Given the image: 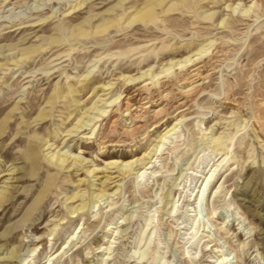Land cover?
<instances>
[{
	"label": "rangeland",
	"instance_id": "rangeland-1",
	"mask_svg": "<svg viewBox=\"0 0 264 264\" xmlns=\"http://www.w3.org/2000/svg\"><path fill=\"white\" fill-rule=\"evenodd\" d=\"M146 83L141 98L163 108L155 129L147 107L134 132L114 123L102 152L88 127L67 133L93 103ZM181 101L185 118L155 154ZM64 151L84 166L47 162ZM112 160L133 164L119 173ZM4 189L0 264H264V0H0Z\"/></svg>",
	"mask_w": 264,
	"mask_h": 264
},
{
	"label": "bare ground",
	"instance_id": "bare-ground-1",
	"mask_svg": "<svg viewBox=\"0 0 264 264\" xmlns=\"http://www.w3.org/2000/svg\"><path fill=\"white\" fill-rule=\"evenodd\" d=\"M142 14H143V11L137 12L133 16V18L128 22V25H131V24L136 23V22H142V19H141ZM110 27H111V23L108 22V23L104 24V26H102L100 30L105 32V31H108ZM79 33L83 34L84 31L79 30ZM204 52H206V50L200 49L196 53H194L193 55L186 56L184 59H182L178 63L174 64L172 67H168L166 69H163V71H162V73H164L163 76H160L161 74H156L154 76H151L150 73H148V72H147V74L143 73V75L144 74L150 75L152 80L154 79L155 82H158L160 80V78L168 76L170 74L169 70L172 69L173 67L174 68L176 67L175 69L177 70V69L189 66V65L193 64L195 60H197L196 57L202 56V54ZM33 53H35V51H31V52H28V53H25V54H21L20 57H19V62L20 63L25 62L27 59L31 58ZM151 74H152V72H151ZM142 76H139V77H136V78L130 77L129 79H125V81L133 82V81H136L137 79L141 78ZM200 78H202V77H200ZM147 84L148 83H146V84H144L142 86H137L132 92H130L128 94H125L124 96L121 95V94H118V96H116L112 100H109L108 102L104 101L103 105L105 103L106 104L107 103L110 104L109 105L110 106L109 110H107L109 106L104 105V107H106V109L105 108H103V109L99 108L98 109V108L95 107L97 102L93 103V109L97 110L96 114L92 115V116H84V118L87 117L85 120L81 119V117L78 118L77 119L78 120L77 123H75L73 128L71 130H68L67 133L70 135L73 132L78 131V129H80V128L88 127V131L87 132H83L82 136H84L85 139H93V141H95L96 146L98 147V149L102 152L103 150H106L108 147L112 146L113 143H114L113 140L111 139V133H112L111 127L113 126V124L116 123L118 120H121L122 122H124L123 126H122V130H121L122 131L121 132V136H123V134L125 132H134L135 128L139 127V124H138L137 121L139 120V118H141L143 116V114L142 115H138V113L136 111L137 108H140L139 110H142V109L146 110L147 107H152V109L150 110V112H151L150 113V116H151L150 117L151 118L150 127H151L152 130L155 129L158 126V124L161 122V118L159 116L162 114L163 108L162 107H158V105H156V106L148 105L147 106V104L149 102H144V98H141L140 91L143 88H145L147 86ZM189 84H187V85H189ZM103 86H104V88H103ZM101 88H103V90H108V89L111 88V85L110 84L102 85ZM194 88H195L194 86L190 87V88H186V89H183L181 92L183 94H188ZM102 100L103 99H100L99 101H102ZM224 100H225V102L227 101L226 103L233 102L232 100H229L228 97H225ZM137 104H138V106H137ZM228 105H231V104H228ZM173 108H174V110L172 111L171 116L168 117V118H171V122L169 124H167V126H165V128L163 129L164 132L159 135V140L157 141V143L153 147V149H151L155 154H156V152H158L160 150L162 145H164V141L171 134L174 133V131L177 128V126L181 122H183V119L185 118L186 108H184V102L181 101V102L177 103L176 105L173 106ZM143 112L145 113V111H143ZM124 116H127L126 119L130 120L128 122V124H127V120H124V118H123ZM108 121H110L111 124L107 127ZM167 121H168V119L165 120V123ZM83 130H85V128ZM148 132L149 131L145 132V137H147ZM214 140H217V138H215ZM52 145L53 144H49V140H45L39 147L44 151V150L51 149ZM229 147L230 146L228 145L225 149H229ZM223 150H224V148H220L219 149V151H223ZM48 153L45 154L47 162H49V164H51L53 166L59 167L60 169L66 168V166H68V164H70V163H71L70 167L76 166V165L84 166V165H82L83 164L82 163L83 159L79 155H76V156L72 157L70 154H67L66 151H64L62 153L54 152V153H51L50 155H48ZM226 153H222V154H226ZM149 154H151V151L147 154V156ZM71 157H72V159L68 162V159H70ZM151 158L152 157H150L149 159L151 160ZM131 161H133V160H131ZM150 162L151 161L142 163L143 166L140 168L138 173H140L141 169L149 168V167H147V164H150ZM117 164H118V162L116 160H112V161H109L106 164V167L107 168H116V170L120 173V172H123V168L124 167L130 166L131 164H133V162H128L127 161L124 165H121V166H118ZM213 171H215V170H213ZM86 172L88 174H90V173L94 172V170L87 168ZM141 173L144 174V172H141ZM4 175H7V173H4L3 176ZM116 177L117 176L106 177V178L108 180H111V179H115ZM212 177H213V172H211V174L207 177V180H206L207 183L206 184L210 183ZM112 182H114V180ZM79 192L80 191H77V192L73 193L72 196L69 197V198H71L73 200V202L77 201L81 197ZM101 193L102 194H100V195L98 193L96 196L100 197V196H104L105 195L104 191L101 192ZM5 194H7V191L5 189L4 190H0V205L6 199ZM84 207H85V203H80L79 205L72 206L69 209L68 212L72 213V216H73V213L81 212ZM56 225H54V227ZM52 230H54V229H52ZM99 251L101 252V250H99ZM10 255H12L11 257H13L14 256V252L11 251Z\"/></svg>",
	"mask_w": 264,
	"mask_h": 264
}]
</instances>
